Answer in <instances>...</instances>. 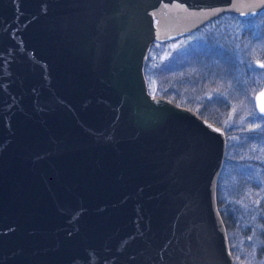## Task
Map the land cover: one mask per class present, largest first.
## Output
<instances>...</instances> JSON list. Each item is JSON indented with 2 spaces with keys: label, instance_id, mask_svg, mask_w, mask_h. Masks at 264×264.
I'll list each match as a JSON object with an SVG mask.
<instances>
[{
  "label": "water",
  "instance_id": "water-1",
  "mask_svg": "<svg viewBox=\"0 0 264 264\" xmlns=\"http://www.w3.org/2000/svg\"><path fill=\"white\" fill-rule=\"evenodd\" d=\"M264 0H0V264H233L222 128L151 94L154 42ZM261 66V62H256ZM264 115V83L253 96Z\"/></svg>",
  "mask_w": 264,
  "mask_h": 264
},
{
  "label": "trees",
  "instance_id": "trees-1",
  "mask_svg": "<svg viewBox=\"0 0 264 264\" xmlns=\"http://www.w3.org/2000/svg\"><path fill=\"white\" fill-rule=\"evenodd\" d=\"M231 17L239 19L241 21H250L258 16H264V11L259 13L252 19L242 20L239 17L232 14H224L221 17ZM217 18V19H219ZM214 19L201 28L197 29L193 33L186 36L177 38L165 43H153V46L158 47L152 57L148 55L144 64V74L149 87V90H154L153 94L163 95L164 97L179 104L180 92L182 89L183 81L179 76L184 73L183 70L198 69L202 74L201 77V94L215 92L218 95L212 97L211 100H204L200 108L195 107L192 103L187 101L184 104L186 107L196 111L201 117L221 127V116L229 112V108L235 106L236 117L240 119V130L245 133V138L239 147L240 151L250 150L249 157H243L242 167L234 172L235 186L237 188H252L259 192L261 187H264V115L258 114L254 110L253 105V93L256 89L257 83L253 80V71L251 69V59L253 56L264 60V23L260 25V34L257 38L263 42L260 47L249 44L251 35L248 28H245L242 32V37H245V44L240 42L238 45H229L224 42L223 46H216L217 55L219 57L220 66L230 68L228 75H223L225 80L217 81L215 83L210 82L206 76L211 75V63L206 56L208 52L204 40L201 38H194L193 34L204 29L208 24L216 21ZM254 38V37H253ZM186 40L185 46L168 49L167 55L161 57V53L164 52V48L176 41ZM230 47V48H229ZM245 49L246 56H242L241 52ZM154 52V50H153ZM204 60V65H197L198 61ZM238 71L240 75L238 74ZM216 76V72H215ZM154 80L155 88L152 89L151 82ZM175 83V84H174ZM226 91L225 98L219 93ZM229 95V96H228ZM239 130V128H238ZM226 137L230 136L228 131H225ZM230 147L228 146V149ZM240 154V153H239ZM243 155V154H242ZM240 156V155H239ZM229 155H226L224 160L222 172L218 178L216 187V202L219 213L225 224L226 232L229 238L230 249L232 255L233 236L241 230V221L238 217L233 215L229 218L226 211L231 206L232 201H226L225 196L221 193L223 185L224 168L227 166ZM233 171V170H232ZM231 220V222H230ZM254 231L251 234L255 240L256 245V258L264 256V199L259 201L257 205V216L255 219ZM247 232L244 230V233ZM254 264H257L256 262Z\"/></svg>",
  "mask_w": 264,
  "mask_h": 264
},
{
  "label": "rangeland",
  "instance_id": "rangeland-1",
  "mask_svg": "<svg viewBox=\"0 0 264 264\" xmlns=\"http://www.w3.org/2000/svg\"><path fill=\"white\" fill-rule=\"evenodd\" d=\"M263 23H264V16H258L257 18H254L250 21H241L239 19L225 16L217 19L216 21H213L201 31L195 32L193 34L194 38H201L204 40V43L206 44V48L208 50V52H206V56L211 63V75L206 77L209 79L210 82L215 83L220 80L224 81L225 78L221 76L228 75L230 70V68H227L225 66H220L221 62H219L216 46H223L224 42H227L226 44L229 45H238L240 44L241 41L243 44L246 45L245 39H243L245 37H242V32L245 28H248L250 32H253V35H251V39L249 40V44L252 43L253 46H257L258 48L263 43L257 38V35L260 34V25ZM186 43H187L186 40H180L171 43L170 45L166 46V48H164V52L161 53V57L167 55L166 51L168 49L177 48V47L179 48L185 46ZM157 48L158 47L153 46L151 51H149L148 55L154 57L155 56L154 53L157 51ZM241 50H243L241 52L242 53L241 55L245 57L246 56L245 49L243 48ZM204 60L205 58L202 61H198L197 65L200 64L204 65ZM256 62H261V65H264V60L257 58L255 56H253L251 59V69L253 71L251 74H253L252 78L254 82L257 83L254 93L264 83V67L257 66ZM183 71L184 73L182 74V76L181 75L179 76V78H181V80L183 81V84H182V89L179 90L181 96L179 101L180 103L179 104L176 103L177 105L186 107L184 104H186L187 101L189 102L192 101L194 103L192 102L191 103L195 105V107L200 108L204 100L212 101V97L218 95L215 92L201 94L202 86L200 82H201V77L204 73L201 74L198 71V69H192V71L185 69ZM215 72H216V76H215ZM238 74L240 75L239 71ZM151 87L152 89L155 88L154 80L151 82ZM151 91L153 92L154 90ZM151 91L149 90V92L153 94ZM225 92L226 91H221L219 95L225 98V94L228 93ZM235 106L236 105L232 106V109L229 108V112L221 116L222 119L221 128L224 131H228L230 136L226 137V150H225L224 160H226V155H229V157H228L227 166L224 168L225 176L223 177V185L222 187H220L221 192H223L221 194L223 195V197L225 196L226 201H232L233 203L231 205L234 206V208H236L235 210L230 206L229 209H227L228 211L226 212L229 215L228 219H230L231 217H233V215H235L240 220H242L241 230L237 234H234L233 236L234 241L232 244V250L235 253L233 256V264H254L255 262L257 264H264V256L262 257L259 256V259L256 258L257 253H256L255 240L251 236L255 228L254 225L257 216V205L259 201H262L264 199V187H261L260 190H258L259 192H257L252 188H248V189L240 188V187L237 188L235 186L234 172L243 166L241 159H243V157L246 156L249 157L252 155V153L249 154L250 150H245L243 152L240 151L239 149V147L242 144V141L245 138L244 137L245 133L240 130L241 123H240V119L236 117ZM228 146L230 147L229 149ZM221 172H222V168L220 173ZM244 230L247 232L244 233Z\"/></svg>",
  "mask_w": 264,
  "mask_h": 264
},
{
  "label": "snow or ice",
  "instance_id": "snow-or-ice-1",
  "mask_svg": "<svg viewBox=\"0 0 264 264\" xmlns=\"http://www.w3.org/2000/svg\"><path fill=\"white\" fill-rule=\"evenodd\" d=\"M261 67H264V65H261Z\"/></svg>",
  "mask_w": 264,
  "mask_h": 264
}]
</instances>
